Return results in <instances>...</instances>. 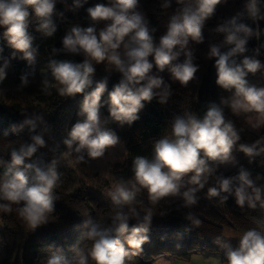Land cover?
Segmentation results:
<instances>
[{"label": "clouds", "instance_id": "1", "mask_svg": "<svg viewBox=\"0 0 264 264\" xmlns=\"http://www.w3.org/2000/svg\"><path fill=\"white\" fill-rule=\"evenodd\" d=\"M139 2L106 0L87 7L85 11L91 24L71 26L62 38V48L52 49L54 54L83 56L80 62L50 59L47 69L51 80L45 76L41 81V91L45 94H50L58 85L56 91L62 97H83L78 112L82 119L71 126L62 140L68 154H77L78 161H84V153L89 158L102 157L107 148L119 142L115 131L101 124L100 109L102 96L107 91V77L94 82L96 65L104 64L109 73L120 74L121 79L108 92L109 117L121 126L132 125L146 103L158 98V102L164 104L172 95L170 85L160 73L167 70L171 79L181 86H187L196 78L199 66L193 63V53L184 50L190 41L204 42L205 23L214 16L222 0H175L178 7L169 17L158 43L153 36L155 30L149 28L145 15L138 10ZM172 2L164 0L162 8H170ZM56 4L57 0H0V28L3 39L13 49L12 58H17L19 53V58L28 66L36 63L38 46H34L35 37L29 32L31 20H35V31L44 37L54 36L57 32L54 17L64 18L63 12L56 11ZM86 4L88 0H73L68 10L76 11ZM245 17L256 23L257 28L245 23ZM261 20L264 13L259 0H246L243 11L216 27L215 31L223 35V40L210 45L207 57L215 58L216 85L230 95L221 97L219 103L209 102L202 117L191 112L175 117L171 138L165 136L154 143L151 159L137 155L132 162V178L118 180L107 193L112 206L108 222H99L91 216L83 220L80 227L85 229L83 237L90 246L87 249L74 247L70 258L62 254V249H56L47 258V264H126L133 255H139L142 246L149 241L147 231L153 213L151 208H146L141 217L137 209V204L142 203L137 199L138 193L146 191L153 205L165 198H180L183 207L191 208L198 203L197 193L205 188L219 165L235 161L234 150L248 157L250 163L264 155V137L251 144L239 143L240 132L224 114L227 107L234 115L245 114L253 130L264 127V86H257L248 79L249 74L264 71V63L255 56L243 55L249 39L259 37ZM100 22H104V27L98 29ZM224 46H229L227 51L221 50ZM181 51H184V61L174 63ZM256 53L258 55L259 51ZM237 56H242L239 62L235 59ZM8 67L9 60L4 59L0 64V83L6 79ZM31 75L33 73L20 76L18 89L29 85ZM22 114L25 118L18 128L28 129L29 141L14 148L9 161L0 160V168H3L0 210L10 212L12 206L17 205L19 216L35 230L50 222L56 199L54 190L62 174L58 171V158L32 159L46 146L44 116L37 112ZM38 128L43 131L38 132ZM207 196L219 198L221 203L234 196L241 208L264 209V185L258 186L243 167L235 176L216 177V185L207 189ZM131 219L137 223L130 228ZM186 219L193 227L201 224L192 213H188ZM254 223L257 227L244 231L235 249L219 237L214 241L226 250L227 264H264V218H254Z\"/></svg>", "mask_w": 264, "mask_h": 264}, {"label": "trees", "instance_id": "2", "mask_svg": "<svg viewBox=\"0 0 264 264\" xmlns=\"http://www.w3.org/2000/svg\"><path fill=\"white\" fill-rule=\"evenodd\" d=\"M73 0H57L56 11L63 12L64 18L54 17L57 24V32L52 37H44L41 33L35 31V20H31L29 32L35 37L34 46H38V54L36 63L33 66H28L27 62L19 58L12 59V78L14 85L18 88L20 85V76L24 73H33L29 76V85L23 88L25 94L30 95L34 101L39 105H50L62 102L61 97L54 86L50 90V94H45L41 91V81L45 76L51 80L50 73L47 69V63L50 59H70L75 62H80L83 59L82 55L65 54L63 52L54 54L53 48H62V38L65 35L70 24L75 23L81 26H89L91 21L87 18L85 9L95 3H105L106 0H88V4L76 11H69ZM246 0H241L235 15L243 11ZM164 0H141L139 11H141L147 21L150 29H154L153 36L158 43L159 37L166 31L168 19L173 11L177 8L175 0L172 2L170 8H162ZM259 7L264 13V0H259ZM232 15V16H233ZM231 16V17H232ZM244 22L249 24L254 29L257 24L245 17ZM104 27V22H100L97 28ZM259 37L253 36L249 39L247 44V52L243 55L255 56L262 63H264V20L258 22ZM3 29L0 28V48L3 52L0 53V64L4 59L9 57V46L7 41L2 37ZM190 50L193 53V63L199 66L196 73V78L190 82L195 83V93L193 99L184 105L172 104L168 99L166 103L160 104L158 98H154L151 103H146L145 107L139 112V119L132 125H119L111 120L107 106L108 92H110L115 84L119 82L121 76L117 72L109 73L105 69L104 64L96 65V72L94 75V82L100 81L107 77V91L102 96V107L100 113L104 118L105 127L115 131L119 140L124 144L126 149L125 161L115 170L114 180L117 182L120 179H130L133 176L132 162L137 155H143L149 159L153 156L154 143L165 137H171V129L174 118L183 116L186 112H191L197 117H202L209 102L219 103L221 97H227L230 93L216 85V69L214 68V59H209L207 53L209 49H205L203 44H197L190 41ZM195 46V47H194ZM229 46L222 47V51H227ZM187 48L184 51H188ZM256 50L259 51L257 55ZM184 51L177 61L174 63H182L185 59ZM239 62L242 56L235 57ZM163 76L165 83L168 85H178L171 79L170 72L165 70L160 73ZM248 79L251 83L257 86H264V71L256 74H249ZM1 86V83H0ZM95 83L93 84V87ZM77 104L75 110L79 111L83 97L77 95L75 97ZM24 111L21 107H8L3 100L0 99V160L9 161L10 153L14 148L25 141H29V131L25 127L19 129L18 125L25 118L22 114ZM54 112L49 113L45 118L47 129L52 120H54ZM31 114L32 112H28ZM226 119L232 120L240 132L241 140L239 143L251 144L260 137H264V127L259 130H253L247 125L240 116L234 115L230 108H224ZM51 128H55V125ZM38 131V129H37ZM237 154V165L230 168H222L219 165L213 177H211L205 188L197 193L199 197L198 203L191 208L183 207V201L180 198H165L159 203L153 205L149 199L146 191H141L137 194L138 201L142 203L137 204V209L144 215V209L151 208L152 220L148 228L147 235L149 241L145 243L142 248L143 251L139 255L131 257L137 259L136 264H151L150 260L145 258L156 257L160 254H166L173 259L187 258L191 253L201 251L206 255L217 256L222 264H227L226 250L218 246L214 241L216 238H221L224 242L229 243L233 249L238 247L239 238L244 231L257 227L254 223V218H264V209L257 207L251 209L245 206L239 207L235 202V197L230 196L227 201L221 203L219 198H208L207 189L216 185V177H230L237 175L239 169L243 167L251 173L253 180H257V176L264 177V163L261 162L260 156L255 157L253 162H249V158L243 153L234 150ZM43 150L39 149L36 156L32 159L37 160L42 158ZM27 162V161H26ZM3 168H0L2 173ZM59 188V187H57ZM57 188L54 190L55 201L54 208L62 206L65 209V201L60 196ZM66 211V209H65ZM188 213H192L201 221L199 227H193L191 222L186 219ZM137 221L131 219L129 226L135 225ZM186 228H191L186 231ZM68 230L64 227L55 228L48 224L42 225L37 229H31L26 222L19 217L13 218V223L5 224V231H3L4 239L1 246V254L3 258L0 259V264H37L39 253L42 244L40 243V236L50 238L53 243L57 242L60 237ZM178 237L184 239L183 241L176 240ZM123 239V236H121ZM90 246L86 244L85 249ZM130 259V260H131ZM128 260L126 264H132Z\"/></svg>", "mask_w": 264, "mask_h": 264}, {"label": "rangeland", "instance_id": "3", "mask_svg": "<svg viewBox=\"0 0 264 264\" xmlns=\"http://www.w3.org/2000/svg\"><path fill=\"white\" fill-rule=\"evenodd\" d=\"M240 1L226 0L224 2L222 0V3L216 8L214 16L206 21L203 29L204 42L200 43L203 44L205 49H209L212 44H220L222 42L223 35L217 33L215 29L219 24H222L233 15ZM73 25L77 24H70L68 29ZM188 48H190L189 45L187 46V50ZM9 49V57L7 59L9 60V67L6 70V79L0 86V99L10 108L19 106L24 112H37L42 114L44 118H47L49 113L55 110L52 124H50L47 131L43 132L46 146L42 148V158L45 161H49L54 157L60 160L58 171L62 175L57 190L60 193L59 195L63 197L62 200L66 202V205H64L66 211L62 206L54 208V212L49 218L50 222L47 224L55 228L65 227L68 232L59 238L57 242L60 243H53L50 238L40 236L39 240L42 247L37 264H47V258L56 249H62V254L70 258L74 254V247L85 248L86 244L90 243L83 237L85 229L80 227L84 219L91 216L99 222H108L112 214V206L107 193L115 186L114 172L125 161L126 149L124 144L119 140L116 145L107 148L104 155L99 158H89L84 153V161H78L76 158L77 154L72 153L69 155L68 149L62 143V140L67 136L71 126L77 120L82 119V117L78 116L79 111L75 110L77 100L75 98L61 97L62 102L57 104L39 105L30 95L20 91L13 83V49L10 47ZM194 87L195 83L193 82H189L187 86H181L180 84L172 85L170 86L172 95L168 99L171 100L172 104L184 105L193 99L195 93ZM100 116L102 127H105L104 118L101 113ZM239 116L249 125L245 114ZM54 125L55 128H51ZM41 131L43 129L38 128V132ZM233 155L235 161L223 164L222 168L226 169L237 165V154L233 152ZM260 160L264 163V155L260 156ZM28 175L31 177L32 173L29 171ZM255 182L258 186L264 185V177L257 179ZM17 207V205H13L10 212L0 210V259L3 258L1 246L4 239L3 231H5V224H12L14 217L21 218L17 212ZM176 240L183 241L184 239L178 237ZM196 253L198 251L191 253L187 258L181 259H173L169 255L160 254L156 257L145 258V260H150L151 264H216L213 263V259H205ZM171 259L174 260V263L171 262ZM130 262L136 264L137 259L132 258Z\"/></svg>", "mask_w": 264, "mask_h": 264}, {"label": "crops", "instance_id": "4", "mask_svg": "<svg viewBox=\"0 0 264 264\" xmlns=\"http://www.w3.org/2000/svg\"><path fill=\"white\" fill-rule=\"evenodd\" d=\"M196 254H198V256H202V257H204L205 259H213L212 261H213V263H216V264H222V262L220 261V259L217 257V256H210V255H206V254H204L203 252H201V251H198V253H196ZM212 257V258H211ZM171 262L172 263H174V260L173 259H171Z\"/></svg>", "mask_w": 264, "mask_h": 264}]
</instances>
